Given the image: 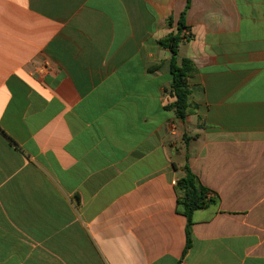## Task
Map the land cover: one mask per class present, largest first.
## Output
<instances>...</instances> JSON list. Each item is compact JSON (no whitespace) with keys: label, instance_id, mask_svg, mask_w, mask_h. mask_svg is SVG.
Returning <instances> with one entry per match:
<instances>
[{"label":"crops","instance_id":"obj_1","mask_svg":"<svg viewBox=\"0 0 264 264\" xmlns=\"http://www.w3.org/2000/svg\"><path fill=\"white\" fill-rule=\"evenodd\" d=\"M0 264H264V0H0Z\"/></svg>","mask_w":264,"mask_h":264},{"label":"trees","instance_id":"obj_2","mask_svg":"<svg viewBox=\"0 0 264 264\" xmlns=\"http://www.w3.org/2000/svg\"><path fill=\"white\" fill-rule=\"evenodd\" d=\"M188 8L189 4L178 22L177 34H171L160 41V45L172 53L170 61V94L174 98V101L167 108L174 110L177 117L181 120H185L188 115L190 95L188 78L195 71V67L189 59L184 58L180 63L178 61L179 45L183 41L182 31L185 29L184 21ZM168 23L169 25L172 24V18L168 19ZM177 187L180 193L178 205L181 207L182 213L187 219L186 247L183 254L186 255L192 245V217L194 212L205 209L211 204H215L217 199L210 196L211 191L201 184L188 164L185 167V176L177 183Z\"/></svg>","mask_w":264,"mask_h":264},{"label":"built area","instance_id":"obj_3","mask_svg":"<svg viewBox=\"0 0 264 264\" xmlns=\"http://www.w3.org/2000/svg\"><path fill=\"white\" fill-rule=\"evenodd\" d=\"M187 36H188L187 31H184V33H183V38L186 39Z\"/></svg>","mask_w":264,"mask_h":264}]
</instances>
